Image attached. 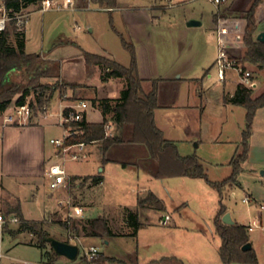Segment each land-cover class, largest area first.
Instances as JSON below:
<instances>
[{"label":"rangeland","instance_id":"1","mask_svg":"<svg viewBox=\"0 0 264 264\" xmlns=\"http://www.w3.org/2000/svg\"><path fill=\"white\" fill-rule=\"evenodd\" d=\"M54 1L59 3V8L41 10L43 3H37L24 10L30 13L25 24L27 51L41 53L56 62L55 65L42 63V66H50L52 76L37 81L40 85L58 87L53 99L44 106L49 110L46 117L52 124L45 126V149L49 160L46 166L59 162L66 171L78 172H98L103 167L100 143L87 144L86 158L75 159L67 152L62 153V158L57 159L55 154L59 155L58 148L50 143V139L64 134V128L59 124L63 109L60 101L79 99L78 94L71 90V87L76 86L73 81L85 82L82 79L84 74L94 67L85 63L84 51L110 57L128 66L131 62V53L123 43L124 38L134 46L138 65L143 68V75L168 76L172 74L173 67L178 66L184 70L185 75L194 74L199 77L198 82L193 84H179L176 92L180 96L179 99L187 104L202 103L206 106L202 125L197 124L199 110L190 109L181 112L182 120L176 121L177 125L170 127V132L175 138L189 136L188 142L178 143L179 151L184 155H197L204 164L210 180L223 181L231 176L233 171L231 160L242 152L243 148L242 137L247 123V109L242 105L226 102L224 104L223 99L234 93L245 70H249L257 82L253 87V96L264 91V69L243 61L246 47L241 38L246 20L236 16L237 13L249 9L253 0H225L219 7L208 0H119L121 8L113 12L103 10L108 7L90 3L89 0L79 5L84 9L78 8L80 0H72L71 4L66 0ZM215 13L220 16L226 14L225 18L223 16L219 18L228 32L229 44L226 45V50L239 65L238 70L236 67L227 69L224 80L218 76L219 35L213 24ZM256 15L264 18V1L258 6ZM190 19L201 21V25L188 26L187 22ZM259 30H264V20L259 23ZM58 64L60 71L57 69ZM239 67L243 70H239ZM179 75L180 73L176 76ZM12 78L24 86L28 84L31 75L15 71ZM145 87L146 91L152 89L149 83H146ZM168 91L167 88V94L163 95L167 99L170 98ZM15 98L12 103L15 102ZM35 98L32 93L27 97V101L35 102ZM92 99L88 101L89 109L92 108ZM33 108L30 122L46 114L43 107L35 105ZM196 128L201 132V145L196 138L191 137ZM129 135L130 130L125 133V138ZM249 142L248 158L243 163L244 171L238 177L240 185L226 187L223 196H220L218 190L204 178L187 176L167 178L164 182L156 180L157 185L154 187L156 195L164 201L165 210H159L154 206L138 208L135 204L137 196H145L149 191L137 192L139 187L132 188L134 182L131 180L123 183L111 181L112 185L106 183L103 188L97 187L93 191L82 187L81 193L71 187L74 203L91 202L85 211L86 216L110 215L112 220L110 219L109 224L117 235L105 241L86 236L83 231L77 233L71 227L82 218L81 216L69 221L68 217L66 220H56L55 214L50 216V213L47 219L33 220L42 222L53 238L76 244L82 241L86 247L95 245L108 256H126L130 251L137 249L148 254L157 250L166 257L175 254L190 264H221L219 258L221 238L215 232L214 218L222 203L227 207V212L232 213L233 218L247 225L251 222L252 230H248V234L261 252L259 264H264V225L255 219L261 210L255 200L251 201L254 205L243 201L246 195L254 196L260 202L264 200V107L256 112ZM132 149H136L134 156L129 152ZM107 156L126 162L136 173L139 165L147 168L153 165L143 144L126 142L123 145H116L108 151ZM112 167L117 172L122 165ZM48 184V180L43 179L39 184L38 193L35 192L39 198L36 201L30 200L29 205L25 206L27 209L31 205L38 208L33 217L41 216L39 209L43 206L44 196L52 191ZM1 197L3 208L0 211L8 218L2 229L18 235L12 237L11 234L5 233L2 264H40L43 261L41 248L31 243L37 241L36 236L28 231L17 232L19 218L7 213L18 203L11 204L13 200L0 188ZM126 208L139 211L141 224L139 235L129 234L133 228L125 220ZM166 214L171 217L168 225L161 223ZM12 217H17L18 221L10 220ZM64 225H69L70 228ZM79 247L81 257L84 248L82 245ZM60 257L61 259L56 260L64 262L66 257Z\"/></svg>","mask_w":264,"mask_h":264},{"label":"trees","instance_id":"2","mask_svg":"<svg viewBox=\"0 0 264 264\" xmlns=\"http://www.w3.org/2000/svg\"><path fill=\"white\" fill-rule=\"evenodd\" d=\"M43 0H0V8L4 5L9 14L23 11L32 4L42 3ZM90 3L102 7L113 8L117 0H89ZM264 0H253L249 9L236 14L237 17L246 20V26L242 35V41L246 47L243 61L257 65L264 69V42L257 39L259 30V20L257 8ZM224 18L226 14L221 15ZM218 13L214 14V23L218 28ZM125 47L131 53V62L128 66L120 62L96 53L84 51L83 56L87 65H99L103 70L102 79L108 80L111 77L122 78L125 81L124 88L118 97L93 98L92 106H98L102 112L101 122L74 121L70 126L78 130V135L70 136L66 144L85 142L87 144L98 142L101 144L103 161H109L107 156L110 149L116 145L143 144L153 161L150 172L157 178L187 176L193 178H204L212 187L216 188L223 196L226 187L238 186V177L244 171L243 163L248 158L249 141L252 136V124L258 109L264 107V91L257 96H253V87H247L243 83H238L233 94L225 96V101L235 105L245 106L247 109V123L243 131L242 152L237 154L232 160L233 171L231 176L223 181H212L209 179L207 170L199 157L195 154L183 155L179 151L176 141L165 138L163 131L158 127L155 119V111L158 104V84L160 80L154 79L152 89L146 92L143 87V78L139 74L138 61L134 46L123 38ZM55 65V60L45 59L40 53H28L25 48V29L20 28L16 21H11L4 31H0V115L13 102L20 105L27 101V97L32 93L35 95V102H30L33 107L38 105L44 107L49 103L58 87L40 85L38 79L51 77L50 66H42V63ZM52 67V66H51ZM60 71V65H57ZM15 71H23L31 75L27 85L16 83L12 74ZM69 107L64 109L65 112ZM115 123L118 127H129L130 135L113 134L107 135V124ZM127 139V140H126ZM127 166L126 162H122ZM99 182V180L97 181ZM138 208L154 206L159 210H165L164 201L154 192L149 191L145 196H139L137 200ZM125 220L133 228L129 234L137 235L140 229L139 211L125 209ZM227 212V207L221 203L214 218L215 232L221 238L219 255L223 264H257L258 256L254 248L243 250V246L250 241L248 227L244 224H226L222 217ZM8 214H14L20 220L17 232L28 231L36 236L37 241H32L42 250L43 258L48 262H54L59 257L49 246L51 236L44 228L42 222L25 218L20 203L9 209ZM67 224V223H63ZM70 228L69 225H64ZM77 233L83 231L86 236L97 237L106 240L117 235L109 224L105 216L83 218L71 226ZM100 262L109 264H128L126 261L108 256L104 253L99 257ZM166 262H180L176 257H162L152 264Z\"/></svg>","mask_w":264,"mask_h":264},{"label":"crops","instance_id":"3","mask_svg":"<svg viewBox=\"0 0 264 264\" xmlns=\"http://www.w3.org/2000/svg\"><path fill=\"white\" fill-rule=\"evenodd\" d=\"M234 1V0H232ZM85 2L86 0H80L78 3V8L84 9V7H79L81 3ZM235 3V2H234ZM83 6V5H81ZM28 8V7H27ZM121 8L119 0L117 1L116 7L113 8H107L103 10L108 11H115V9ZM136 10V9H135ZM138 10V9H137ZM191 20V19H190ZM258 20L261 22L264 20L263 16H259ZM259 22V23H260ZM214 28L218 32V28L214 23ZM201 25V24H200ZM189 26V25H188ZM199 26V25H195ZM264 31V30H258V33ZM257 33V34H258ZM25 48L27 51V29L25 26ZM28 53H33L29 52ZM37 53V52H36ZM41 54V53H40ZM98 54V53H96ZM45 59L46 56L42 55ZM53 60V59H50ZM139 74L141 78H143V87L146 91V83L150 84V88H152V82L154 79H163L159 81L158 84V104L159 107L155 111V119L158 127L163 131L165 138L169 140L176 141L177 143L180 142H188L189 136H186L185 138H175L173 135H171L170 127L176 126V121L182 120L181 112L193 109L195 111H198V117H197V124L202 125L203 119H204V112L206 110V106L201 104H187L179 99V94L176 92L177 87H179V84H193L194 82H198L199 77L194 76V74L191 75H185L184 70L181 67H173L172 74L168 76L163 75H157L154 76L153 74H144L143 75V68L139 64ZM84 74V77L82 79L85 80V82H79L74 80L73 83H75V87H71L73 93H77L78 98L77 100H66V101H60V104L64 108L66 105L74 103L78 100H86L89 101L90 98H107V97H118L124 88L125 81L122 78H114L111 77L108 80H103V70L99 65L94 66L90 70H87ZM180 73V75L177 77L176 75ZM168 88V94L170 96L169 99L165 98L163 95H165L166 90ZM69 90V89H68ZM149 92V91H146ZM173 93V94H172ZM167 94V93H166ZM225 97L223 99V103L225 104ZM228 103V102H226ZM90 109L86 111V118L87 120L91 122H101L103 120V115L100 110V108L94 107L91 104ZM95 115H98L97 117ZM95 116V117H94ZM51 121L48 120V118L44 115L36 117L31 123L28 125L23 126H16V125H10L5 128L3 132V140L0 144V188L2 191H5L8 196L13 200L10 203H20L21 210L27 219H35V220H43L47 219L48 215L50 216L55 214V219L57 220H66L68 217L69 212L72 211L73 206H79L83 209V215L81 216L83 218H92L85 215V211L87 210V207L91 204L90 201L82 202L81 204L74 203L71 197V187L76 190L77 192H82V187L84 189L89 188L90 190H94L97 187L103 188V186L106 183L111 184V181H116V183H123L127 180H131L134 182L132 188H137V192H145V191H152L155 194L157 193L155 188L157 185L156 180H160L161 182H164L167 178H173V177H166V178H157L155 177L150 170L147 167L138 166L137 173L134 172L132 169H130L128 166L122 165V160H119L118 158H113L109 161H103L102 158V164L103 167L98 172H78V171H67L69 177H71V180L65 185L58 188H52L50 186L51 176L49 174V166H46L47 157H46V125H52L50 123ZM111 124V130L110 132L112 134H118L125 135L130 130L129 127H118L115 126L112 122ZM171 125V126H170ZM118 129V130H117ZM114 131V133H113ZM201 132L196 128V131L192 134L191 137L196 138L198 140L199 145H201ZM95 143V142H93ZM87 146V145H86ZM135 146V145H134ZM179 146V144H178ZM146 148V147H145ZM131 154L133 156L135 155L136 149H132ZM62 153L59 152V155L56 153L55 156L57 159L62 158ZM146 153L148 154V151L146 149ZM184 155V154H183ZM189 155V154H187ZM149 156V154H148ZM52 157L49 156V159ZM112 165H118L121 167L119 169L120 171H117L112 167ZM118 173V174H117ZM137 175H136V174ZM135 174V175H134ZM117 175V176H116ZM179 177H185V176H179ZM45 179L48 180L49 188L52 190L50 193H48L46 196H44L43 206L40 211V217L38 216L33 217V213H36L38 211V208L35 207V205H31L28 209L25 208L26 204L29 203L30 200L39 198L35 192L40 188L39 184L41 181ZM134 179V180H133ZM99 180V182H97ZM112 185V184H111ZM23 189V190H22ZM28 189V190H26ZM21 191H26V193H21ZM248 196V195H246ZM136 198V205L137 200ZM40 200V199H39ZM43 200V199H42ZM252 200H255L256 204H259L260 212L256 215V218L258 223L260 222L262 225H264V200L260 202V200L254 196L249 197V201L251 203ZM31 204V203H30ZM29 205V204H28ZM42 205V204H41ZM135 205V206H136ZM251 205H254V203H251ZM126 207V205H124ZM3 208V200L2 197L0 198V209ZM0 213H3L0 211ZM6 217L7 215L3 213ZM232 219L235 221V223L244 224L241 221H239L237 218H233L232 213L230 212ZM169 216V219L171 220V217L169 214H166ZM165 215V216H166ZM104 216V215H100ZM165 216L162 218L161 223L164 225H168L170 220L165 222ZM106 217V216H105ZM110 221V215L106 217ZM112 220V219H111ZM248 227V230L250 229L251 222L249 225L244 224ZM140 232V231H139ZM137 233L138 235L140 233ZM5 233L11 234L12 237H18V235H13L12 233L6 231L5 229H0V264H2V248L4 244V235ZM90 237V236H89ZM92 238V237H91ZM250 241L253 245V248L255 249L257 256H258V263H260V254L261 252L258 251V249L255 246V241L250 238ZM51 247V246H50ZM157 250L151 251L150 254H148L145 251H140L139 249L130 251L126 256H116L124 261H126L128 264H152L153 261H158L162 257H166L163 254H159ZM114 256V255H111ZM169 256L176 257L181 263L190 264L183 260V258L176 256L175 254H170ZM41 257L42 262H45L47 259L44 260L42 256V250H41ZM220 258V255H219ZM55 259H61V257H57ZM221 262V259H220ZM159 263H165L160 261ZM28 264V263H26ZM157 264V263H155ZM221 264H223L221 262Z\"/></svg>","mask_w":264,"mask_h":264},{"label":"built area","instance_id":"4","mask_svg":"<svg viewBox=\"0 0 264 264\" xmlns=\"http://www.w3.org/2000/svg\"><path fill=\"white\" fill-rule=\"evenodd\" d=\"M216 7H219L225 0H208ZM68 4H71L72 0H66ZM43 8L41 10H45L52 7L59 8L60 5L58 2L54 0H43ZM25 10V9H24ZM21 11L14 14H9L3 5L0 8V31H4L11 21H16L20 28L25 29V24L27 23L30 13H26ZM221 20V19H220ZM219 20L218 24V35H219V55L217 59V66H218V76L221 80L225 79V74L227 69L236 67L238 70V64L235 63V60L229 55V52L226 50V45L229 44L227 38V29L224 24H221ZM239 70H243V68L239 67ZM241 83L246 85L247 87H254L257 85V82L253 79L252 73L249 70L243 71V76ZM66 107H69L67 112L64 111ZM33 106L29 101H26L23 104L17 105L11 103L0 115V144L3 140V132L6 127L10 125L16 126H23L28 125L33 116ZM89 109V102L86 100H78L74 103L66 105L61 113L59 118V124L62 125L64 128V134L61 137L51 138L50 143L53 144L55 147L58 148V152L67 153L69 152L70 155L75 158H86L87 153L85 152V148L87 143L85 142H78L72 144H66V140L70 136L78 135L80 132L78 130L73 129L70 124L74 121H83L86 117V111ZM43 110H46V114L48 113L47 107H43ZM107 135H111V124H107ZM49 174L51 176L50 186L52 188H58L61 186H65L70 180L65 167L61 165L59 162H53L49 166ZM244 202L249 201V196H245L243 198ZM83 215V209L79 206H73L72 211L68 214V221L72 218H77ZM10 220L16 222L18 221L17 217H12ZM169 220V216H165V222ZM8 221V218L3 214L0 213V229L3 228L4 224ZM252 227L250 226V229ZM82 245L84 248V254L79 257V253L76 259L71 260L66 258L64 262H58L55 260L54 262H41L40 264H109V263H102L99 260V257L103 254L99 247L95 245H90L86 247L82 244V241H79L78 246ZM80 249V247H79ZM79 258V260H78ZM157 264H185L181 262L175 263H157Z\"/></svg>","mask_w":264,"mask_h":264},{"label":"water","instance_id":"5","mask_svg":"<svg viewBox=\"0 0 264 264\" xmlns=\"http://www.w3.org/2000/svg\"><path fill=\"white\" fill-rule=\"evenodd\" d=\"M187 24L189 26L200 25L201 21L196 20V19H191L187 22ZM257 39L259 41L264 42V31H261L257 34ZM222 220L226 224H234L235 223V221L231 217V214L228 212H226L223 215ZM49 243H50V246L52 247V249L59 256H64V257L71 259V260L76 259L78 256L79 246L76 243H72V242H68V241H64V240H59V239H56L53 237L50 238ZM242 248H243V250H249V249L253 248V245H252L251 241H249Z\"/></svg>","mask_w":264,"mask_h":264}]
</instances>
